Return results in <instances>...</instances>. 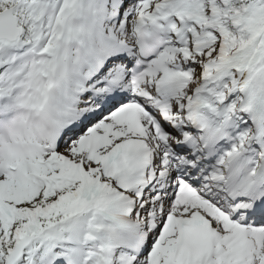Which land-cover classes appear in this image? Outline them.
Wrapping results in <instances>:
<instances>
[{"label": "snow or ice", "instance_id": "1", "mask_svg": "<svg viewBox=\"0 0 264 264\" xmlns=\"http://www.w3.org/2000/svg\"><path fill=\"white\" fill-rule=\"evenodd\" d=\"M0 264H264V0H0Z\"/></svg>", "mask_w": 264, "mask_h": 264}]
</instances>
